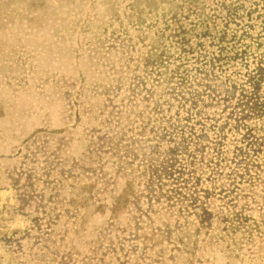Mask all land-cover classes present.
I'll return each instance as SVG.
<instances>
[{
    "label": "rangeland",
    "instance_id": "1",
    "mask_svg": "<svg viewBox=\"0 0 264 264\" xmlns=\"http://www.w3.org/2000/svg\"><path fill=\"white\" fill-rule=\"evenodd\" d=\"M0 264H264V0H0Z\"/></svg>",
    "mask_w": 264,
    "mask_h": 264
}]
</instances>
